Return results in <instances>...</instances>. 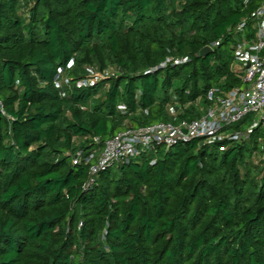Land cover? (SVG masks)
Listing matches in <instances>:
<instances>
[{
    "label": "trees",
    "instance_id": "1",
    "mask_svg": "<svg viewBox=\"0 0 264 264\" xmlns=\"http://www.w3.org/2000/svg\"><path fill=\"white\" fill-rule=\"evenodd\" d=\"M261 1L0 0V264H264L263 126L143 154L91 184V164L73 163L243 87L238 27ZM91 67L115 75L77 87Z\"/></svg>",
    "mask_w": 264,
    "mask_h": 264
},
{
    "label": "built area",
    "instance_id": "2",
    "mask_svg": "<svg viewBox=\"0 0 264 264\" xmlns=\"http://www.w3.org/2000/svg\"><path fill=\"white\" fill-rule=\"evenodd\" d=\"M252 20L257 30L256 35L253 37L247 35L245 33L247 23L245 21L241 23L238 27L240 33L235 50V60L243 70L244 86L226 93L219 88L212 89L208 94L211 106L197 120H185L177 124L157 122L131 128L107 140L101 150L87 154L78 151L73 158V163L91 164L90 184L94 181L93 176L101 170L125 161L128 162L143 154L156 153L162 148L169 149L194 139H205L209 144L238 141L244 134L228 129L243 121L250 114H256V118L254 123L247 128L246 134L252 133L259 126L264 127V0L253 13ZM182 62L175 61L176 64ZM165 65L166 63L162 66ZM73 66L72 61L67 68L71 69ZM114 75L115 72L112 69L102 71L91 67L87 69L86 77L78 80L75 85L79 88L93 86L96 82ZM55 84L58 88H70L73 85L63 69H59ZM0 109L3 112L1 101ZM125 109V106H120V110ZM94 141L99 143L100 140L95 138ZM222 150H225V147H222Z\"/></svg>",
    "mask_w": 264,
    "mask_h": 264
},
{
    "label": "rangeland",
    "instance_id": "3",
    "mask_svg": "<svg viewBox=\"0 0 264 264\" xmlns=\"http://www.w3.org/2000/svg\"><path fill=\"white\" fill-rule=\"evenodd\" d=\"M256 32H257V30L254 28V26L252 24V26H250V28L247 29L245 33L247 35H251L253 37L256 35ZM232 47H234V46H232ZM255 118H256V114H250L243 121L236 123L232 127H235L239 124H242L243 128L246 130L249 126H251L254 123ZM260 159H261L260 157H256L255 162H259Z\"/></svg>",
    "mask_w": 264,
    "mask_h": 264
},
{
    "label": "water",
    "instance_id": "4",
    "mask_svg": "<svg viewBox=\"0 0 264 264\" xmlns=\"http://www.w3.org/2000/svg\"><path fill=\"white\" fill-rule=\"evenodd\" d=\"M212 51H213V48L211 46H206L199 51V53L197 54V57L205 58Z\"/></svg>",
    "mask_w": 264,
    "mask_h": 264
}]
</instances>
